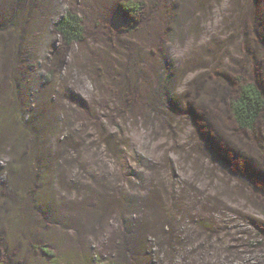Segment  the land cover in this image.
Segmentation results:
<instances>
[{"label": "rangeland", "instance_id": "obj_1", "mask_svg": "<svg viewBox=\"0 0 264 264\" xmlns=\"http://www.w3.org/2000/svg\"><path fill=\"white\" fill-rule=\"evenodd\" d=\"M121 1L0 0V264H264V0Z\"/></svg>", "mask_w": 264, "mask_h": 264}, {"label": "trees", "instance_id": "obj_2", "mask_svg": "<svg viewBox=\"0 0 264 264\" xmlns=\"http://www.w3.org/2000/svg\"><path fill=\"white\" fill-rule=\"evenodd\" d=\"M120 10L128 16L140 13L142 3L124 0L119 2ZM53 32L60 42L66 46L77 44L85 39V26L82 18L75 12L65 9L54 21ZM234 93L228 99V111L236 129L252 131L260 125L264 131V91L252 82H236ZM39 249L48 255L51 253L44 247Z\"/></svg>", "mask_w": 264, "mask_h": 264}]
</instances>
